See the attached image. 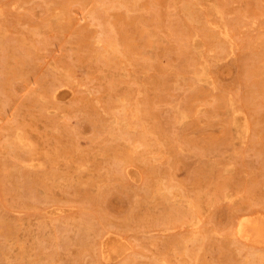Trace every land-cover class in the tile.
<instances>
[{
    "label": "rangeland",
    "instance_id": "obj_1",
    "mask_svg": "<svg viewBox=\"0 0 264 264\" xmlns=\"http://www.w3.org/2000/svg\"><path fill=\"white\" fill-rule=\"evenodd\" d=\"M254 218L264 0H0V264H264Z\"/></svg>",
    "mask_w": 264,
    "mask_h": 264
},
{
    "label": "bare ground",
    "instance_id": "obj_2",
    "mask_svg": "<svg viewBox=\"0 0 264 264\" xmlns=\"http://www.w3.org/2000/svg\"><path fill=\"white\" fill-rule=\"evenodd\" d=\"M237 234L241 239H243L248 243H255L258 245H262L264 244V223L261 220L255 218L244 220L239 223ZM105 243L106 244L102 248L103 249L102 254H104V257L107 256L108 258L110 255L112 256L113 254L116 253V251L118 250L117 249L118 244L116 242H105ZM107 258L105 257V259Z\"/></svg>",
    "mask_w": 264,
    "mask_h": 264
}]
</instances>
